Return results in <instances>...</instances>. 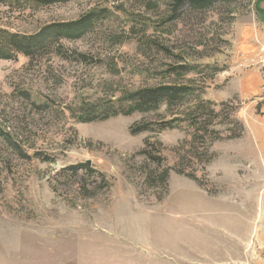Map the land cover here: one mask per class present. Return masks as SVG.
<instances>
[{
	"label": "rangeland",
	"instance_id": "obj_1",
	"mask_svg": "<svg viewBox=\"0 0 264 264\" xmlns=\"http://www.w3.org/2000/svg\"><path fill=\"white\" fill-rule=\"evenodd\" d=\"M92 9L105 16L62 40L71 55L0 59V124L25 154L0 136V264H264V0L186 3L176 19L170 0H8L0 28ZM190 65L205 71L176 73ZM161 84L193 89L171 108L79 119ZM200 99L216 110L207 132L185 120L212 119Z\"/></svg>",
	"mask_w": 264,
	"mask_h": 264
},
{
	"label": "trees",
	"instance_id": "obj_2",
	"mask_svg": "<svg viewBox=\"0 0 264 264\" xmlns=\"http://www.w3.org/2000/svg\"><path fill=\"white\" fill-rule=\"evenodd\" d=\"M7 1L8 0H0V2L3 3H6ZM68 1L71 0H48L49 3ZM227 1L229 0H170L171 11L168 18H178L181 13V7H183L186 3L189 7L196 10H208L215 6L216 3ZM103 11L104 10L92 9L75 21L52 23L44 26L40 31L33 34L12 32L10 30L0 28V59H15L20 54L28 58H34L46 52L47 48L52 46V44L58 45L56 49L61 55H71L67 51L63 50L64 47H62L61 44L62 40H76L82 38L104 18L105 15L103 14ZM79 56L85 57L82 54H79ZM204 68L191 65L188 67L180 66L177 68L176 73H178V75H184V73L190 70L203 72L205 71ZM179 70H184L185 72ZM192 89L193 88L189 86L179 84H161L137 91L127 92L116 101L108 100L96 104L93 108H86L84 111H81L79 119L83 122H92L97 120H106L119 115H132L136 112H154L163 106L171 108L178 105L184 97L192 92ZM197 107L198 109L196 111H202V113L206 112L205 115L211 117L212 119L205 122V120L198 117L201 116V114H198L197 116L194 112L188 115L185 120L190 121L191 125L196 127L199 132H207V128L212 124L213 118H216V110L213 108L212 102L203 101L201 99L199 100ZM178 121V119H175L160 123L138 124L132 128V131L134 133L149 131L152 130L154 126H157L162 130L173 129L178 127ZM216 135V131L212 130L210 133L211 142L219 139ZM0 136L21 154H24L11 135L3 130L1 124ZM204 136L205 135L199 136V134H195L194 138L203 139ZM143 152L146 153L145 151ZM150 157L155 160L157 159L156 157H159V155H152ZM85 167L88 168V164H85ZM169 171L170 169L167 168L159 176L163 184H165L168 179ZM180 173H182L181 170ZM189 177L198 181L200 185H208L207 182H205L206 184L201 182V180L194 175H189Z\"/></svg>",
	"mask_w": 264,
	"mask_h": 264
}]
</instances>
